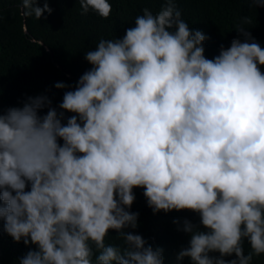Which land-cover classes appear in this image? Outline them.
Masks as SVG:
<instances>
[{
    "label": "clouds",
    "instance_id": "clouds-1",
    "mask_svg": "<svg viewBox=\"0 0 264 264\" xmlns=\"http://www.w3.org/2000/svg\"><path fill=\"white\" fill-rule=\"evenodd\" d=\"M78 2L82 14L111 15L110 0ZM161 2L85 52L92 67L61 111L46 94L0 107V227L35 245L19 264H164L162 247L128 231L139 226L134 188L153 214H199L204 230L187 218L178 229L190 239L177 260L251 264L264 254V48L245 16L235 28L245 40L209 59V37L177 0ZM40 4L21 0L22 14L46 18L53 9ZM112 230L123 245L105 242Z\"/></svg>",
    "mask_w": 264,
    "mask_h": 264
},
{
    "label": "trees",
    "instance_id": "trees-1",
    "mask_svg": "<svg viewBox=\"0 0 264 264\" xmlns=\"http://www.w3.org/2000/svg\"><path fill=\"white\" fill-rule=\"evenodd\" d=\"M109 18H101L93 11L82 14L78 0H49L51 14L37 20L24 16L21 0H0V107L22 106L28 96L46 94L52 106L58 108L65 91L72 90L78 78L92 66L85 60V52L96 46L100 39L122 37L134 18L142 15L143 8L154 14L162 7L161 0H110ZM40 6H43L41 0ZM177 8L189 27L203 31L209 39L204 42L205 56L209 59L219 54L221 45L229 47L234 38L242 42L245 37L235 29L242 18L252 19L243 24L256 42L264 48V7L250 5L247 0H177ZM264 72V65L259 66ZM64 82L69 88L57 89L55 83ZM47 108L41 111L46 113ZM73 113L65 112L66 118ZM136 200L131 211L139 212L138 228L154 247L163 248L164 264H191L189 258L177 260L181 247H187L190 235L183 232L185 218L201 227L199 214L188 211H163L153 214L148 207L142 188H134ZM179 220V224L173 223ZM2 225V222H0ZM106 243L123 245V240L112 230ZM29 247L16 243L0 227V264H19ZM250 251L244 241V254ZM218 255V253H213ZM234 258L225 257V259ZM251 264H264V254L254 256Z\"/></svg>",
    "mask_w": 264,
    "mask_h": 264
}]
</instances>
